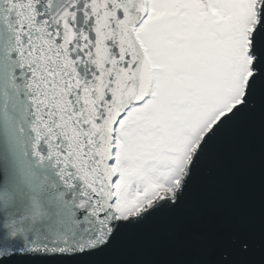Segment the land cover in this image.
Instances as JSON below:
<instances>
[{"label":"snow or ice","instance_id":"obj_1","mask_svg":"<svg viewBox=\"0 0 264 264\" xmlns=\"http://www.w3.org/2000/svg\"><path fill=\"white\" fill-rule=\"evenodd\" d=\"M0 264H264V0H0Z\"/></svg>","mask_w":264,"mask_h":264},{"label":"water","instance_id":"obj_2","mask_svg":"<svg viewBox=\"0 0 264 264\" xmlns=\"http://www.w3.org/2000/svg\"><path fill=\"white\" fill-rule=\"evenodd\" d=\"M236 195L243 197L244 189L243 187H238L236 189ZM223 213L222 208L216 210V216L219 218ZM204 227L203 223H189L184 225L179 232L178 240L174 245H169L166 240H161L159 242V249L162 252L168 253H179L186 256L192 255L196 252L199 239L198 234L202 231Z\"/></svg>","mask_w":264,"mask_h":264}]
</instances>
